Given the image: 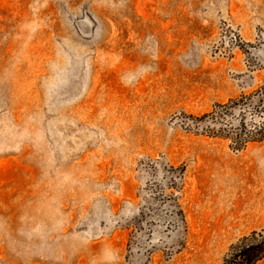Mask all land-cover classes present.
<instances>
[{
  "label": "rangeland",
  "instance_id": "obj_1",
  "mask_svg": "<svg viewBox=\"0 0 264 264\" xmlns=\"http://www.w3.org/2000/svg\"><path fill=\"white\" fill-rule=\"evenodd\" d=\"M261 229L264 0H0V264H222Z\"/></svg>",
  "mask_w": 264,
  "mask_h": 264
},
{
  "label": "trees",
  "instance_id": "obj_2",
  "mask_svg": "<svg viewBox=\"0 0 264 264\" xmlns=\"http://www.w3.org/2000/svg\"><path fill=\"white\" fill-rule=\"evenodd\" d=\"M264 258V230L239 237L222 258V264H257Z\"/></svg>",
  "mask_w": 264,
  "mask_h": 264
}]
</instances>
